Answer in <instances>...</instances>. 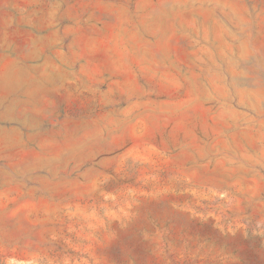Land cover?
<instances>
[{"label": "rangeland", "instance_id": "1", "mask_svg": "<svg viewBox=\"0 0 264 264\" xmlns=\"http://www.w3.org/2000/svg\"><path fill=\"white\" fill-rule=\"evenodd\" d=\"M0 264H264V0H0Z\"/></svg>", "mask_w": 264, "mask_h": 264}]
</instances>
